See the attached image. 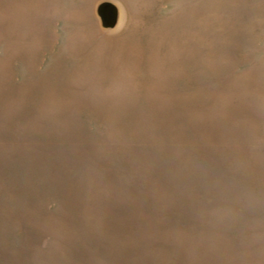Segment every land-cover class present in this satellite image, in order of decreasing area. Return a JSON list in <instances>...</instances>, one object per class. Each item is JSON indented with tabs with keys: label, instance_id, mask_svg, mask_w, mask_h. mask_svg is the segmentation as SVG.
<instances>
[{
	"label": "rangeland",
	"instance_id": "1",
	"mask_svg": "<svg viewBox=\"0 0 264 264\" xmlns=\"http://www.w3.org/2000/svg\"><path fill=\"white\" fill-rule=\"evenodd\" d=\"M0 0V264H264V0Z\"/></svg>",
	"mask_w": 264,
	"mask_h": 264
},
{
	"label": "water",
	"instance_id": "2",
	"mask_svg": "<svg viewBox=\"0 0 264 264\" xmlns=\"http://www.w3.org/2000/svg\"><path fill=\"white\" fill-rule=\"evenodd\" d=\"M96 13L104 28H114L119 21V7L110 0H102L97 3Z\"/></svg>",
	"mask_w": 264,
	"mask_h": 264
}]
</instances>
